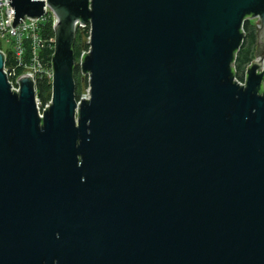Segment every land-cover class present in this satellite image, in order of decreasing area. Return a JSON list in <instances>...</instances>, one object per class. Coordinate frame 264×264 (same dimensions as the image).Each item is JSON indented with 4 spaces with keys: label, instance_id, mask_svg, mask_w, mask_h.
Returning <instances> with one entry per match:
<instances>
[{
    "label": "water",
    "instance_id": "obj_1",
    "mask_svg": "<svg viewBox=\"0 0 264 264\" xmlns=\"http://www.w3.org/2000/svg\"><path fill=\"white\" fill-rule=\"evenodd\" d=\"M9 1L13 27L51 13L54 52L41 118L0 52V264H264V0Z\"/></svg>",
    "mask_w": 264,
    "mask_h": 264
},
{
    "label": "built area",
    "instance_id": "obj_2",
    "mask_svg": "<svg viewBox=\"0 0 264 264\" xmlns=\"http://www.w3.org/2000/svg\"><path fill=\"white\" fill-rule=\"evenodd\" d=\"M14 10L11 9L9 0H0V52L4 56L6 62L7 55L11 53L14 64L6 66L4 62L3 73L5 74L10 91L18 94L20 92V86L18 79L24 75L28 76L34 85L35 91V105L38 110V115L41 118L43 112L50 106V100L46 104H42L38 97L36 84L39 79L46 80L50 86L53 79V71L51 62L48 64L43 58L39 56V53L46 47L53 49L54 52V34L52 38L46 39L43 34L44 25L51 23V13L49 11L43 13L38 19L23 18L22 24H16L14 27L13 23ZM76 31L86 33V43L88 49L82 51L80 58L77 62L78 66L82 64L84 55L89 53V42H90V25L82 24L80 22L75 23ZM53 30V28H52ZM1 43L9 46L10 51H5ZM52 45V46H51ZM26 49H29L28 62H25ZM19 67L22 68L19 71ZM262 69H264V62H262ZM246 69L244 72L243 79H238L234 76V82L236 85L241 86L245 84ZM89 98L88 97L85 99Z\"/></svg>",
    "mask_w": 264,
    "mask_h": 264
},
{
    "label": "trees",
    "instance_id": "obj_3",
    "mask_svg": "<svg viewBox=\"0 0 264 264\" xmlns=\"http://www.w3.org/2000/svg\"><path fill=\"white\" fill-rule=\"evenodd\" d=\"M242 32H243V41L240 49L235 55V60L233 63V71L234 76L238 79H243L244 72L246 67L254 60L255 58V52H256V46H257V35H256V28L252 24L251 21L247 20L243 23L242 26ZM43 34L46 39L53 37V30L51 27V23H46L44 25ZM86 33H82L80 31H76V37L73 45V53H74V60H75V67L73 71V79L76 86V99L79 100L81 97V83H82V73L81 70L77 64L80 55L82 51H86L88 49V45L86 43ZM52 46V45H51ZM53 55V49L45 48L40 53L39 56L44 59L48 64H50L51 59ZM29 58V49H26V57L25 62H28ZM15 63V60L13 59L11 53L7 55L6 58V66L12 65ZM19 71L22 70L21 67L18 69ZM85 83H87L85 81ZM36 89L38 93V97L40 99V102L42 104H46L51 97V86L50 84L44 80L39 79L36 84Z\"/></svg>",
    "mask_w": 264,
    "mask_h": 264
},
{
    "label": "rangeland",
    "instance_id": "obj_4",
    "mask_svg": "<svg viewBox=\"0 0 264 264\" xmlns=\"http://www.w3.org/2000/svg\"><path fill=\"white\" fill-rule=\"evenodd\" d=\"M250 21V20H249ZM252 22V21H251ZM252 24L254 25V23L252 22ZM255 26V25H254ZM1 45L3 46V49L7 52L10 51L11 49L9 48V46L5 45L4 43H1ZM85 81L87 83H85ZM88 93H89V87H88V79L87 76L82 77V83H81V97L80 98H86L88 97Z\"/></svg>",
    "mask_w": 264,
    "mask_h": 264
},
{
    "label": "bare ground",
    "instance_id": "obj_5",
    "mask_svg": "<svg viewBox=\"0 0 264 264\" xmlns=\"http://www.w3.org/2000/svg\"><path fill=\"white\" fill-rule=\"evenodd\" d=\"M87 98V97H86Z\"/></svg>",
    "mask_w": 264,
    "mask_h": 264
}]
</instances>
